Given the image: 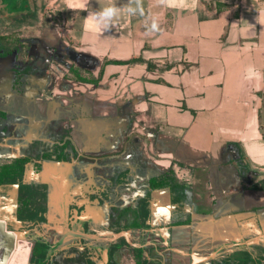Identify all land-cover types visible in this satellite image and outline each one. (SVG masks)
Instances as JSON below:
<instances>
[{
	"label": "crops",
	"instance_id": "0c3cea01",
	"mask_svg": "<svg viewBox=\"0 0 264 264\" xmlns=\"http://www.w3.org/2000/svg\"><path fill=\"white\" fill-rule=\"evenodd\" d=\"M21 4L0 0V168L29 158L47 223L18 221L17 186L0 185V261L12 240L45 241L51 263L88 249L71 231H119L93 264H135L130 246L141 264L220 247L199 264H264V0ZM69 163L93 205L78 225L49 217L41 177Z\"/></svg>",
	"mask_w": 264,
	"mask_h": 264
},
{
	"label": "trees",
	"instance_id": "16d2710c",
	"mask_svg": "<svg viewBox=\"0 0 264 264\" xmlns=\"http://www.w3.org/2000/svg\"><path fill=\"white\" fill-rule=\"evenodd\" d=\"M79 80H84L80 79ZM65 144H62V150ZM62 150L59 151L57 159L60 158ZM29 162L28 157L15 159L10 165L0 168V185L17 186V212L18 221L39 225L46 221L45 214L47 208L46 185H29L23 182L24 167ZM149 186L157 187L159 183L156 179L149 180ZM140 209V207H139ZM142 209V208H141ZM119 231H116L118 233ZM48 244L38 239H29L25 243L17 246V252L21 255L19 263L16 264H93L90 252L83 248L80 253H75L73 257L66 255L60 261L49 262L47 258ZM135 256V264H141L143 254L142 247H129ZM0 264L2 262L0 261ZM155 264H161L157 262Z\"/></svg>",
	"mask_w": 264,
	"mask_h": 264
},
{
	"label": "water",
	"instance_id": "95a60500",
	"mask_svg": "<svg viewBox=\"0 0 264 264\" xmlns=\"http://www.w3.org/2000/svg\"><path fill=\"white\" fill-rule=\"evenodd\" d=\"M73 168V164L69 163V166L66 167V171L62 172V173H58V174H51L49 175L48 170H44L41 174V177L43 179L44 182H48L51 181V183L54 185L55 187V194L57 196V202L59 205V214H60V218L65 222L66 221V205L70 204L73 205L74 211H73V216L71 218V220L74 222L75 225H78L80 223L89 221V220H93L94 215H89V212L87 210V206L88 208L91 207V202L89 199H87V202L84 203H79L77 200L74 201L75 198L74 194L71 191L72 188V183H70L68 181V177L69 175H71V170ZM70 184V186H67L66 184ZM70 197H72V201H69ZM79 197V196H78ZM81 201H83V197L80 196ZM68 200V202H67ZM80 208H83L82 210H80ZM80 210V211H79ZM73 234L77 235V236H81V237H87L90 239H97V238H108L109 241H113L116 238H119L121 236L125 237V239L127 240L125 234L122 232L119 233H114V232H100L97 234H86V233H81L80 231H71ZM28 233L23 234V237H27ZM105 240V239H104ZM238 246V245H237ZM222 249H224V247H220L219 249H217L216 251L210 253L208 256L203 257V258H196L194 259V261L191 264H199L205 261H208L210 259H212L213 257H215L220 251H222ZM6 261L3 260L1 261L2 264H4V262ZM103 261H107V250H103Z\"/></svg>",
	"mask_w": 264,
	"mask_h": 264
},
{
	"label": "rangeland",
	"instance_id": "374dc122",
	"mask_svg": "<svg viewBox=\"0 0 264 264\" xmlns=\"http://www.w3.org/2000/svg\"><path fill=\"white\" fill-rule=\"evenodd\" d=\"M9 1L11 3V8H10L11 9V12H17V11H19V10H21L23 8L22 7V4H21V0H14V1L13 0H9ZM38 170L41 171V169H38ZM42 172H43V169H42ZM45 183L48 184V185H50L49 182H45ZM50 187H51V190L54 189L53 186H50ZM80 201H81V199L79 198L78 199V202H80ZM90 202H92V201L90 200ZM90 206H93L92 203H91ZM82 209L83 208H80V210H82ZM49 217H51L52 219H57L59 217L58 210L56 208L54 209V207H53V213H51L49 215ZM44 229H46V228H44ZM44 231L45 232L43 233L42 236L39 235V238L44 237L46 240H49V239L50 240H54V236H51L50 231H48V230H44ZM38 232H40V231H38ZM37 234H41V232L40 233H36V237H38ZM66 234H67V232H66ZM93 234L95 235V233H93ZM76 236L77 235H75L74 237H76ZM78 237H79V240H82L83 239V237H81V236H78ZM65 238L67 240H69V243H71V241H73V243H79V240L78 239H74L73 240V238H71L69 236V234H67V237H65ZM108 238H97V239H90V238H88V239H90V240H88V243H89L88 251L91 253L90 254L91 257H93V256L94 257H97V258H99V260L102 261V258H103V250L104 249L105 250L108 249V245L111 243V242L108 241ZM27 240H28V238H27ZM14 242H16V243H18V242L23 243L24 240H22V241L12 240L11 241L12 244L8 247V251H7L8 258L6 259V261L4 262V264H16V263H19V260H20V257H21L20 255L21 254L15 250L16 247H13V245L15 244ZM63 252H64V254L67 255L69 253V250H63ZM182 257H180V256H174L171 260H169L168 263L169 264H188V263H192L193 262V259L191 260L189 258L190 260H187V258L184 259L185 257H183V258ZM61 258H62V256L60 257V259ZM98 264H101L100 261H98Z\"/></svg>",
	"mask_w": 264,
	"mask_h": 264
},
{
	"label": "flooded vegetation",
	"instance_id": "af4514ba",
	"mask_svg": "<svg viewBox=\"0 0 264 264\" xmlns=\"http://www.w3.org/2000/svg\"><path fill=\"white\" fill-rule=\"evenodd\" d=\"M53 187H54V186H53ZM73 188H74V186L71 188V191L73 190ZM54 189H55V187H54ZM69 200H70V199H69ZM75 200L78 201V199H75ZM74 208H75V207H74L73 205H70V204H69V205H68V204L66 205V211H67V212H66V216H65V217H66V221H65L66 224L69 223V225H70V223H71V221H72V220L69 219L70 216H71V212H70V211H71L72 209H74ZM79 211H80V210H79ZM45 218H46V217H45ZM44 223H47V220H46ZM39 226H41V223H40L39 225H35L36 228L39 227ZM35 227H34V228H35ZM32 229H33V228H32ZM68 231H69V230H68ZM33 232H34V231H33ZM28 235L31 236V235H30V232L28 233ZM29 236H27V237H29ZM26 239H27V238H26ZM37 239H38V238H37ZM19 241H21V240H19ZM20 243H21V242H18V243H17V246H18ZM17 246H16V249H17ZM16 249H15V250H16ZM16 251H17V250H16ZM19 261H20V260H19ZM7 263H8V262H7Z\"/></svg>",
	"mask_w": 264,
	"mask_h": 264
},
{
	"label": "clouds",
	"instance_id": "9594fccd",
	"mask_svg": "<svg viewBox=\"0 0 264 264\" xmlns=\"http://www.w3.org/2000/svg\"><path fill=\"white\" fill-rule=\"evenodd\" d=\"M112 11H113L112 9H108V10H106L105 15H109V14H111Z\"/></svg>",
	"mask_w": 264,
	"mask_h": 264
}]
</instances>
